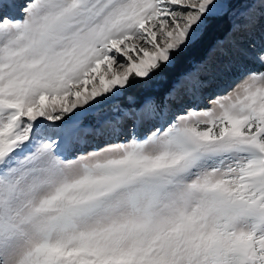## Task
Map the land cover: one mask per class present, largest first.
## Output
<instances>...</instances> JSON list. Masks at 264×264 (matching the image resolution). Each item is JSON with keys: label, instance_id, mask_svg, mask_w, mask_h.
<instances>
[{"label": "snow or ice", "instance_id": "obj_1", "mask_svg": "<svg viewBox=\"0 0 264 264\" xmlns=\"http://www.w3.org/2000/svg\"><path fill=\"white\" fill-rule=\"evenodd\" d=\"M0 264H264V0H0Z\"/></svg>", "mask_w": 264, "mask_h": 264}, {"label": "trees", "instance_id": "obj_2", "mask_svg": "<svg viewBox=\"0 0 264 264\" xmlns=\"http://www.w3.org/2000/svg\"><path fill=\"white\" fill-rule=\"evenodd\" d=\"M227 28H228V25L226 22H223V21L214 22L212 24L211 28L209 29V33H208L205 44L202 47L195 49L191 53H189V57L190 58H197V57L201 56L204 53V51L209 47L210 44H212V42L216 38L222 36L227 31ZM185 66L186 65H184V64L178 65L176 72L182 71ZM129 91L135 92L137 95H143L144 94L142 90L136 89L135 87L129 89Z\"/></svg>", "mask_w": 264, "mask_h": 264}, {"label": "rangeland", "instance_id": "obj_3", "mask_svg": "<svg viewBox=\"0 0 264 264\" xmlns=\"http://www.w3.org/2000/svg\"><path fill=\"white\" fill-rule=\"evenodd\" d=\"M13 14H15V13H13ZM210 45H211V44H210ZM210 45H209V46H210ZM206 50H207V49H206ZM206 50L204 51V53H203L202 55H204V54H205ZM202 55H201V56H202ZM214 87H215V86H214ZM93 119H94V118H89V120H88V121H86V122H92V121H93Z\"/></svg>", "mask_w": 264, "mask_h": 264}]
</instances>
